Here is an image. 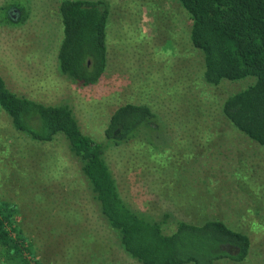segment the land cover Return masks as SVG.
Instances as JSON below:
<instances>
[{
	"label": "rangeland",
	"instance_id": "rangeland-1",
	"mask_svg": "<svg viewBox=\"0 0 264 264\" xmlns=\"http://www.w3.org/2000/svg\"><path fill=\"white\" fill-rule=\"evenodd\" d=\"M63 1L0 0V75L11 76V86L27 98L70 106L84 134L99 143L118 109L148 106L157 118L121 136V145L105 153L123 200L156 220L170 214L167 235L178 221H222L251 241L241 264H264V148L222 112L226 100L255 78L205 84L190 15L177 0H77L110 7L106 73L87 88L61 76L57 98L43 96L28 69L32 64L11 70L8 53L14 48L8 41L13 32L39 34L49 24L63 38ZM15 36L28 41V35ZM8 120L0 108V218H9L7 228L21 249L18 262L138 264L101 218L65 139L37 143L14 133ZM9 257L14 255L0 249V264H13L5 261Z\"/></svg>",
	"mask_w": 264,
	"mask_h": 264
},
{
	"label": "trees",
	"instance_id": "trees-1",
	"mask_svg": "<svg viewBox=\"0 0 264 264\" xmlns=\"http://www.w3.org/2000/svg\"><path fill=\"white\" fill-rule=\"evenodd\" d=\"M177 1L190 15L192 44L204 58L205 84L219 86L225 80L255 78L252 86L226 100L222 112L236 130L264 148V0ZM59 13L63 27L60 74L83 88L98 84L108 66V3L65 0ZM0 108L13 128L30 140L44 144L57 137L65 139L101 218L138 264L246 262L251 250L249 237L224 222L198 226L178 221L176 231L167 235L163 227L170 214L156 220L137 213L123 200L105 153L109 147L121 145V136L157 118L148 106L129 104L118 109L103 143L84 134L70 106H47L19 96L8 89L1 76ZM8 223V217L0 218V249L14 255L5 261L21 264V249Z\"/></svg>",
	"mask_w": 264,
	"mask_h": 264
},
{
	"label": "crops",
	"instance_id": "crops-1",
	"mask_svg": "<svg viewBox=\"0 0 264 264\" xmlns=\"http://www.w3.org/2000/svg\"><path fill=\"white\" fill-rule=\"evenodd\" d=\"M14 12L10 11L9 13V18L11 19V21L14 20ZM28 27L29 25H27L26 28ZM29 30H31L30 27ZM11 35H13V39L11 41H8L9 48H14L13 51H9L10 53H8L12 59L10 60L11 70L16 71V69L19 68L22 71L25 67L24 65L32 64V68L28 67V69L32 74H34V86L36 88V91L43 94V96L46 94L49 95V93L51 92L53 95H55V98H57L59 93H61V83L59 80L62 79L58 63V54L62 43L61 39H63L61 38V35L54 34L50 24L46 27H41V33L39 34H36L34 31L31 33L30 31L28 33H25L24 31V33L13 32L11 33ZM15 35H28V41L24 43L22 36L16 37ZM2 78L10 91L19 96L26 97L24 92L17 91L16 84L11 86V76ZM14 80L15 79L13 78V81ZM36 102L42 103L47 106H52L48 105L42 99H39ZM9 122L14 133L20 135L21 133L13 128L11 120Z\"/></svg>",
	"mask_w": 264,
	"mask_h": 264
}]
</instances>
